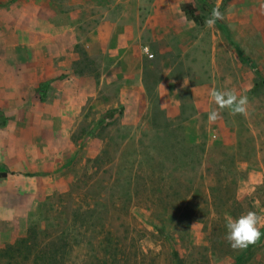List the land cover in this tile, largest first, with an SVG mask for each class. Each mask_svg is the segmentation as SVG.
I'll use <instances>...</instances> for the list:
<instances>
[{
	"label": "rangeland",
	"instance_id": "obj_1",
	"mask_svg": "<svg viewBox=\"0 0 264 264\" xmlns=\"http://www.w3.org/2000/svg\"><path fill=\"white\" fill-rule=\"evenodd\" d=\"M262 5L0 0V247L34 226L58 264H264V229L245 250L225 239L226 215H264ZM103 33L148 61L147 109L127 119L103 110ZM213 87L246 95L247 116L209 124Z\"/></svg>",
	"mask_w": 264,
	"mask_h": 264
},
{
	"label": "crops",
	"instance_id": "obj_2",
	"mask_svg": "<svg viewBox=\"0 0 264 264\" xmlns=\"http://www.w3.org/2000/svg\"><path fill=\"white\" fill-rule=\"evenodd\" d=\"M111 7L113 9L111 12L108 11V14H112L115 10L113 5ZM104 9L103 7V12ZM119 25L103 19V32L107 30L119 31L121 30ZM123 38L124 36H121L113 42V35L106 37L103 33V110L121 106L124 108L123 112L127 119V116H130L129 112L147 109L142 94H144L145 88L143 72L146 70L145 66L148 61L140 54L134 53L129 46L125 47ZM124 49H126L125 52H123ZM58 75L61 74L58 73ZM80 78L82 79L81 75L72 73L67 80L72 79L78 83ZM76 86L84 94L83 81ZM109 95L113 96L108 98Z\"/></svg>",
	"mask_w": 264,
	"mask_h": 264
},
{
	"label": "clouds",
	"instance_id": "obj_3",
	"mask_svg": "<svg viewBox=\"0 0 264 264\" xmlns=\"http://www.w3.org/2000/svg\"><path fill=\"white\" fill-rule=\"evenodd\" d=\"M222 19L223 14L219 8H213L211 15L205 20V25L211 28L218 20ZM208 95L211 102L216 105V109L208 113L209 124L220 120L222 118L221 111L225 109L233 116H247L248 97L239 94L235 88L221 90L213 87ZM225 221L227 229L225 239L233 250H245L250 245H255L261 238V229H264V215L258 214L256 211L249 210L238 218L226 215Z\"/></svg>",
	"mask_w": 264,
	"mask_h": 264
},
{
	"label": "trees",
	"instance_id": "obj_4",
	"mask_svg": "<svg viewBox=\"0 0 264 264\" xmlns=\"http://www.w3.org/2000/svg\"><path fill=\"white\" fill-rule=\"evenodd\" d=\"M182 11L186 17L194 22H203L192 3H185ZM219 25L220 22L217 21ZM223 26V25H222ZM8 172H1L0 179H6ZM54 242L43 243L38 241L35 227L31 226L26 236L18 239L13 244L0 247V264H58L61 259L52 249Z\"/></svg>",
	"mask_w": 264,
	"mask_h": 264
},
{
	"label": "built area",
	"instance_id": "obj_5",
	"mask_svg": "<svg viewBox=\"0 0 264 264\" xmlns=\"http://www.w3.org/2000/svg\"><path fill=\"white\" fill-rule=\"evenodd\" d=\"M145 52H147V53H148V48H145ZM150 57H153V55H152V54H150Z\"/></svg>",
	"mask_w": 264,
	"mask_h": 264
}]
</instances>
